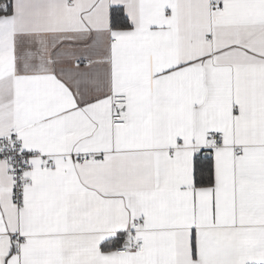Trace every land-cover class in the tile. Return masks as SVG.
<instances>
[{
    "label": "snow or ice",
    "instance_id": "6c2138e0",
    "mask_svg": "<svg viewBox=\"0 0 264 264\" xmlns=\"http://www.w3.org/2000/svg\"><path fill=\"white\" fill-rule=\"evenodd\" d=\"M0 264H264V0H0Z\"/></svg>",
    "mask_w": 264,
    "mask_h": 264
}]
</instances>
